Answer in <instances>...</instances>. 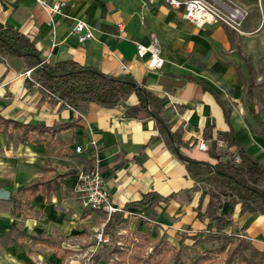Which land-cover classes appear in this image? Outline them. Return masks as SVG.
Wrapping results in <instances>:
<instances>
[{"label":"crops","instance_id":"obj_1","mask_svg":"<svg viewBox=\"0 0 264 264\" xmlns=\"http://www.w3.org/2000/svg\"><path fill=\"white\" fill-rule=\"evenodd\" d=\"M58 1L63 16L56 17L51 27L33 0H0V25L32 40L43 62L69 59L106 76L129 75L137 88L162 99L160 118L168 130L161 132L152 116L125 115L126 105L136 102L133 93L113 106L80 101L71 107L42 96L35 84L25 81L20 59L3 57L0 189L13 196L37 181L54 185L36 191L28 200L23 196L0 200V262L54 264L59 259L66 264L70 250L63 240L73 232L83 234L96 220L102 232L105 215L81 209L74 191L77 174L91 166L98 168L119 209L115 213L120 221L112 230L118 238L138 233L162 238L172 246H190L192 236L202 237L212 222L204 214L207 188L199 186L203 182L187 171L181 157L213 162L197 144L202 140L208 147L215 132L226 129L215 97L228 108L236 144L261 164L264 173V137L255 132L256 122L264 127L263 87L253 89L252 108L243 101L249 79L245 60L254 70V84L261 82L264 71V0H209L246 13L239 32L217 22L197 28L161 0L150 4L146 0ZM74 19L96 29L93 39L78 43L69 34ZM151 36L157 38L163 59L158 70L145 67L132 43L146 45ZM216 145L225 152L223 144ZM76 146L79 152L74 151ZM148 192L165 199L145 210L133 205ZM227 206L220 197L218 212L225 213ZM229 221L222 232L264 250L263 215L240 212L235 204ZM102 237L106 243L108 235L102 233ZM198 247L206 249L211 244Z\"/></svg>","mask_w":264,"mask_h":264},{"label":"trees","instance_id":"obj_2","mask_svg":"<svg viewBox=\"0 0 264 264\" xmlns=\"http://www.w3.org/2000/svg\"><path fill=\"white\" fill-rule=\"evenodd\" d=\"M4 56L16 57L20 59L25 70L31 69L30 79L25 81L37 84L42 96H49L52 100L71 107H76L78 101L113 106L123 103L133 93L136 102L126 105L125 115L133 118L152 116L161 132L168 130L167 124L160 118L162 99L135 87L129 75L106 76L94 67L79 65L69 59L53 64L41 62L32 40L18 30L0 25V60ZM245 67L249 79L244 86L243 101L252 108L253 89L262 86L264 91V71L261 72V82L256 85L252 76L254 70L247 60ZM215 98L221 107L226 129L216 131L214 137L209 140L206 152L213 162L181 157L193 177L214 186L206 191L209 194V202L204 210V214L212 222L211 229L202 237L192 236L190 246H172L162 238L150 239L138 233L118 238L112 233L113 227L120 221V214L115 213L102 228V233L108 235V241L92 253L87 264H98L99 261L100 264H264V250L255 248L244 238L222 232L230 223L229 217L235 204L239 205L240 212L247 211L264 216V178L261 164L236 144L229 124L228 108ZM4 124L17 125L11 121H5ZM256 125L255 132L264 137L262 122H256ZM217 141L224 144L225 152L217 149ZM230 148L233 151L228 150ZM53 185L52 181H37L16 190L9 198L15 200L23 196L28 200L36 191L51 189ZM218 186L222 188L219 189ZM220 197L228 202L225 213L217 210ZM163 199L165 197L148 192L133 205L145 210ZM118 239L120 245L115 244ZM205 242L210 243L211 247L199 249L198 245ZM147 247L150 248L148 252L145 251ZM108 248L109 251L104 256V250Z\"/></svg>","mask_w":264,"mask_h":264},{"label":"built area","instance_id":"obj_3","mask_svg":"<svg viewBox=\"0 0 264 264\" xmlns=\"http://www.w3.org/2000/svg\"><path fill=\"white\" fill-rule=\"evenodd\" d=\"M45 13L47 23L53 27L55 18L63 16L61 12L62 3L58 0H33ZM156 0H146L147 3H153ZM167 7L177 10L180 17L192 23L197 28H202L204 25L217 22L227 26L228 28L239 32V27L246 13L237 7H219L208 0H161ZM121 23L116 25L118 31L121 30ZM96 29L89 26L85 22L74 19L73 26L69 31L78 43H83L86 40L93 39ZM135 48V56L143 59L145 67L149 70H158L163 65V59L159 54L158 41L155 36L150 37L148 44L143 45L137 42H132ZM43 62V61H41ZM41 62L39 64H41ZM31 69H26L23 75L30 79ZM35 84V83H33ZM37 86V84H35ZM219 145L223 143L217 142ZM224 146V144H223ZM225 147V146H224ZM200 151H206L207 145L200 140L197 144ZM75 152H79V147L74 148ZM264 178V173H263ZM77 195L78 204L83 210L100 211L105 215L107 221L112 214L118 212L104 187L102 177L96 166H91L85 171H80L77 174V181L74 188ZM9 192L0 189V200L9 199ZM98 239L100 238L98 234Z\"/></svg>","mask_w":264,"mask_h":264},{"label":"rangeland","instance_id":"obj_4","mask_svg":"<svg viewBox=\"0 0 264 264\" xmlns=\"http://www.w3.org/2000/svg\"><path fill=\"white\" fill-rule=\"evenodd\" d=\"M209 1V0H208ZM7 57V56H4ZM80 102V101H78ZM202 184H199L200 187H206L207 189L210 187H214L213 184L207 183L205 181ZM210 186V187H209ZM219 189L222 187L218 186ZM99 221H93L87 228L84 229L83 234H77V232H73L70 237L63 240V246H67L70 250L69 254L65 257L66 264H84L86 259L89 255L98 250L101 247L104 241L98 239V234H100V238L102 237L101 226L98 225ZM119 228V227H118ZM79 230V229H78ZM61 241V242H63ZM206 246V245H204ZM109 248L104 250V256L107 255ZM147 251V250H146ZM99 261L98 264H100ZM0 264H6V262H0ZM8 264H37V262L30 260V261H16ZM41 264V262L39 263ZM54 264H61V260L57 259L54 261Z\"/></svg>","mask_w":264,"mask_h":264},{"label":"water","instance_id":"obj_5","mask_svg":"<svg viewBox=\"0 0 264 264\" xmlns=\"http://www.w3.org/2000/svg\"><path fill=\"white\" fill-rule=\"evenodd\" d=\"M134 86L136 87V85L134 84Z\"/></svg>","mask_w":264,"mask_h":264}]
</instances>
